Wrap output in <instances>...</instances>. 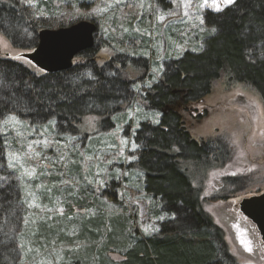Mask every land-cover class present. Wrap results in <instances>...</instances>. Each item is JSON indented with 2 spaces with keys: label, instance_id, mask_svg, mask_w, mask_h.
Listing matches in <instances>:
<instances>
[{
  "label": "rangeland",
  "instance_id": "374dc122",
  "mask_svg": "<svg viewBox=\"0 0 264 264\" xmlns=\"http://www.w3.org/2000/svg\"><path fill=\"white\" fill-rule=\"evenodd\" d=\"M25 1L35 6L47 0ZM48 2L53 11L46 18L52 28L80 19L97 21L101 60H109L113 53L114 45H107V39L126 37L120 45L113 43L114 48L149 60L150 70L142 84L147 87L159 79L170 59L194 48L197 41L202 44V13L215 11L210 6L212 0L207 4L205 0ZM217 2L223 9L227 7L223 0ZM131 45L134 51L129 49ZM0 51H8L13 58L19 54L1 35ZM29 65L36 69L35 64ZM140 93L112 116L116 121L112 130L102 129L105 123L93 116L81 119L76 125L77 135L60 133L54 120L32 124L15 115L1 120L0 138L5 149L0 187L15 182L19 197L11 205L10 218L20 215L17 222L5 221L1 231L5 243L15 241L19 247L18 264H120L124 259L121 247L106 253L109 260L102 261L105 252L101 253V248L111 242L109 232L114 235V244L123 245L133 229L141 235L158 231L165 215L155 214L152 200L129 185L136 175L127 173L135 160L133 132L138 123L158 122L161 116L150 112ZM205 101L207 114L196 132L205 139L218 137L226 147L219 162L193 168L195 184L235 261L260 264L263 256L256 250L258 242L248 229L250 224L238 225V216L231 208L243 198L264 191V103L250 87L224 80L214 84ZM11 116L16 119H9ZM124 177L131 178L130 182ZM111 178L119 184L116 190L108 188ZM107 190L114 192L115 201L106 195ZM242 239L250 242L251 252L241 244Z\"/></svg>",
  "mask_w": 264,
  "mask_h": 264
},
{
  "label": "trees",
  "instance_id": "16d2710c",
  "mask_svg": "<svg viewBox=\"0 0 264 264\" xmlns=\"http://www.w3.org/2000/svg\"><path fill=\"white\" fill-rule=\"evenodd\" d=\"M50 4L48 0L35 6L25 0H0V35L19 53V58H13L8 51H0V122L8 115L32 124L54 120L60 133L77 135L81 119L93 116L105 123L102 129L112 130L116 122L112 116L137 98L140 90L139 97L150 112L161 114L158 122L138 123L133 132L135 160L127 169L136 179L131 183V178H124L143 191L155 204V214H164L165 219L153 234L141 235L133 229L123 245L114 244L109 232L111 242L101 248L102 261L109 260L106 253L121 247L120 264H244L231 255L194 180L193 168L219 162L226 145L218 137L201 144L191 140L171 108L205 98L220 80L250 87L264 103V0H236L220 12L205 10L202 44L197 41L194 48L170 59L148 87L142 84L150 70L149 60L114 48L126 37L106 40L110 47L114 45L109 60L99 57L102 42L97 33L94 46L76 56L71 68L54 73L38 66L32 69L28 55L37 48L38 33L52 28L46 18L53 11ZM133 47L129 49L134 51ZM4 149L0 138V164ZM107 183L110 189L119 187L114 178ZM11 184L0 187V264H18L20 250L15 241L5 243L1 231L5 221L20 220V215L10 218L19 197L15 182ZM113 195L109 194L111 201L116 200Z\"/></svg>",
  "mask_w": 264,
  "mask_h": 264
},
{
  "label": "water",
  "instance_id": "95a60500",
  "mask_svg": "<svg viewBox=\"0 0 264 264\" xmlns=\"http://www.w3.org/2000/svg\"><path fill=\"white\" fill-rule=\"evenodd\" d=\"M98 31L99 25L89 19L41 29L37 48L28 58L48 73L67 70L72 67L76 56L94 46ZM240 209L257 225L264 242V191L242 199Z\"/></svg>",
  "mask_w": 264,
  "mask_h": 264
},
{
  "label": "flooded vegetation",
  "instance_id": "af4514ba",
  "mask_svg": "<svg viewBox=\"0 0 264 264\" xmlns=\"http://www.w3.org/2000/svg\"><path fill=\"white\" fill-rule=\"evenodd\" d=\"M171 110L172 112L180 116V121L182 123V127L184 128L183 132L189 135L191 140H194L198 142L199 144H201L202 142L206 140L204 135L198 134L196 132V127L199 126V124L202 122V119L207 114L205 98H202L197 102L188 103L187 105L183 103H177L175 106L171 108ZM235 163L236 162H232V164H235ZM231 212L234 215L238 216L237 221H236L238 225L241 226L242 224L246 222L250 224L248 229L253 232L258 242L257 249L256 248L255 249L260 251L263 256L261 259L259 258L260 264L264 263V242L262 240V237H261V234H260V231L257 225L252 220H250L248 217H246L244 213L241 211L240 202H238V204L236 203L232 205Z\"/></svg>",
  "mask_w": 264,
  "mask_h": 264
},
{
  "label": "snow or ice",
  "instance_id": "6c2138e0",
  "mask_svg": "<svg viewBox=\"0 0 264 264\" xmlns=\"http://www.w3.org/2000/svg\"><path fill=\"white\" fill-rule=\"evenodd\" d=\"M207 2H208V0H205V4H207ZM235 2H236V0H223L224 6L233 5V4H235ZM210 6L213 7L214 10L217 11V12L223 11L222 5L220 3H218L217 0H212V5H210ZM186 7H187V5H186ZM185 14H187V13H185ZM163 18H164L163 16L160 17L161 20ZM201 23H203V20H201ZM213 31H215V29H213ZM17 58H19V57H17ZM161 71H162V69H161ZM9 119L15 120L16 117L15 116H11V117H9ZM133 147H135V145H133ZM12 166L13 165L10 162L9 163V167H12ZM241 244L245 247V249L247 251H249V252L252 251V248L250 247V242L242 239L241 240Z\"/></svg>",
  "mask_w": 264,
  "mask_h": 264
}]
</instances>
